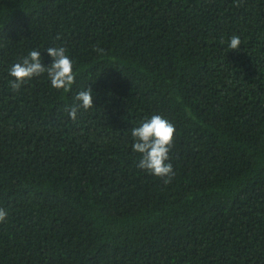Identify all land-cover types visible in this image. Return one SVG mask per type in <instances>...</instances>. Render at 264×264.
<instances>
[{
  "label": "trees",
  "instance_id": "obj_1",
  "mask_svg": "<svg viewBox=\"0 0 264 264\" xmlns=\"http://www.w3.org/2000/svg\"><path fill=\"white\" fill-rule=\"evenodd\" d=\"M54 45L72 90L12 91ZM154 114L176 129L168 183L131 150ZM0 208V264H264V0H0Z\"/></svg>",
  "mask_w": 264,
  "mask_h": 264
},
{
  "label": "clouds",
  "instance_id": "obj_2",
  "mask_svg": "<svg viewBox=\"0 0 264 264\" xmlns=\"http://www.w3.org/2000/svg\"><path fill=\"white\" fill-rule=\"evenodd\" d=\"M241 41L238 35L231 36L227 47L231 50L240 48ZM49 58L45 64L40 50H30L27 56L14 63L8 69V85L12 91H19L22 85L33 78L44 76L52 88L68 93L76 80L74 61L63 46H50L44 50ZM102 52V49H97ZM95 94L90 87L78 91L73 103L67 112L70 119L75 121L81 110L94 107ZM175 125L166 117L154 114L142 119L139 124L132 127L131 150L139 155L137 168L147 173L170 182L174 176L173 165L170 162V152L174 144ZM7 216L6 210L0 208V222Z\"/></svg>",
  "mask_w": 264,
  "mask_h": 264
}]
</instances>
